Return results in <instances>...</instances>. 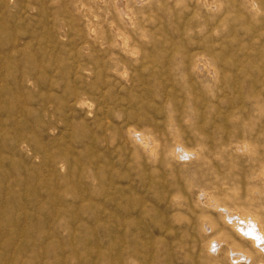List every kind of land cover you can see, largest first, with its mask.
Listing matches in <instances>:
<instances>
[{
    "label": "rangeland",
    "instance_id": "rangeland-1",
    "mask_svg": "<svg viewBox=\"0 0 264 264\" xmlns=\"http://www.w3.org/2000/svg\"><path fill=\"white\" fill-rule=\"evenodd\" d=\"M250 1L0 0V264H264Z\"/></svg>",
    "mask_w": 264,
    "mask_h": 264
},
{
    "label": "bare ground",
    "instance_id": "bare-ground-1",
    "mask_svg": "<svg viewBox=\"0 0 264 264\" xmlns=\"http://www.w3.org/2000/svg\"><path fill=\"white\" fill-rule=\"evenodd\" d=\"M243 1V0H242ZM250 1V0H249ZM251 2V1H250ZM253 2V1H252ZM250 5H252V9L256 8L257 6L259 7H264V0H255L254 3H252ZM257 5H256V3ZM239 6V5H238ZM237 6V7H238ZM258 9V7L256 8ZM263 9V8H262ZM120 10L123 11V7H120ZM259 10V9H258ZM261 10V8H260ZM263 12V10H262ZM264 14V13H263ZM262 15V14H261ZM263 16V15H262ZM263 19V17H262ZM261 19V22H263ZM260 22V23H261ZM227 215V213L225 214ZM227 221H229V223L231 224V226L233 228H235V230H238L239 232H241L243 229L242 227L236 223V221L232 218V217H226ZM244 224V228L246 230H248V234H251V237L253 238L254 240V243L258 245V242L260 243L258 246L261 247L262 249H264V235L261 233V231L259 230V228L257 227V224L253 221H245V222H242Z\"/></svg>",
    "mask_w": 264,
    "mask_h": 264
}]
</instances>
